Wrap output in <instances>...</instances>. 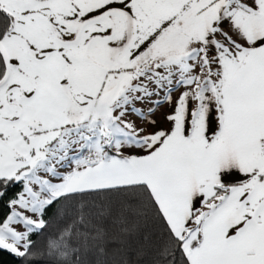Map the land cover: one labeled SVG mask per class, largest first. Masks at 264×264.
I'll return each instance as SVG.
<instances>
[{
	"label": "snow or ice",
	"instance_id": "6c2138e0",
	"mask_svg": "<svg viewBox=\"0 0 264 264\" xmlns=\"http://www.w3.org/2000/svg\"><path fill=\"white\" fill-rule=\"evenodd\" d=\"M264 264V0H0V255Z\"/></svg>",
	"mask_w": 264,
	"mask_h": 264
},
{
	"label": "trees",
	"instance_id": "16d2710c",
	"mask_svg": "<svg viewBox=\"0 0 264 264\" xmlns=\"http://www.w3.org/2000/svg\"><path fill=\"white\" fill-rule=\"evenodd\" d=\"M0 264H14V258L11 254L4 253L0 255Z\"/></svg>",
	"mask_w": 264,
	"mask_h": 264
}]
</instances>
